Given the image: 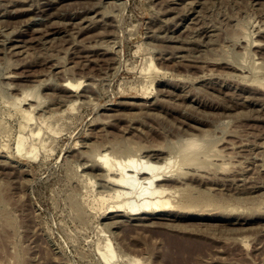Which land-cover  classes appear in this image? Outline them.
I'll use <instances>...</instances> for the list:
<instances>
[{"label":"rangeland","instance_id":"rangeland-1","mask_svg":"<svg viewBox=\"0 0 264 264\" xmlns=\"http://www.w3.org/2000/svg\"><path fill=\"white\" fill-rule=\"evenodd\" d=\"M262 62L264 0H0V264H182L171 237L187 264H264ZM68 81L81 82L75 106ZM39 83L28 121L17 99ZM27 124L51 152L18 155ZM192 134L228 170L190 183L191 210L147 227L102 215L103 182L81 176L87 142Z\"/></svg>","mask_w":264,"mask_h":264},{"label":"bare ground","instance_id":"bare-ground-1","mask_svg":"<svg viewBox=\"0 0 264 264\" xmlns=\"http://www.w3.org/2000/svg\"><path fill=\"white\" fill-rule=\"evenodd\" d=\"M252 40L254 41V39ZM255 43L253 42L251 45ZM150 68L152 70L156 69L155 64H152ZM261 78L263 79V77ZM259 79L254 80V82L258 83L257 87L264 89V79ZM42 85L39 83L38 85L24 86L22 89L23 97L17 99L19 103L29 101V103H24L25 105L28 104V109L22 110L28 121L35 117L34 113L42 106L41 103L43 102H41L40 94ZM80 85L81 82L73 83L70 81L62 85L64 90L71 94L68 101H72V106H75L76 103L74 99L77 98L78 100V95L75 92ZM42 112L40 116L46 113L44 110ZM30 125L22 126L23 132H26H21L18 138L17 153H19L18 155L26 153L27 157L32 156L34 159H38L43 153L51 152L53 149L47 150L48 146L43 141H40V143L34 142L32 138L38 137L40 131L36 127H30ZM208 138L210 139V135ZM209 139H207V134L200 136L192 134L185 139L182 138L178 142L176 141L175 145L170 144V146L164 145V143L141 145L138 142L133 145L118 139L109 140L101 145H96V142H91L92 144L87 142L83 146L90 149V152L88 151V156L82 159L84 161L81 164L82 167L80 164L78 166L82 168L81 176L87 178L90 183H93V177L98 178L103 182L101 185L105 189L103 192L109 191L107 195L102 192L100 196L103 202L101 208L104 210L102 215L108 214L107 219H111L118 224L120 219L129 218L139 221L141 227L150 226L147 223L157 225L164 220L174 221L180 217L182 210L192 209L191 204L184 205V196L187 191L191 190V182H203L205 178L210 181L212 174L216 176L218 168L219 170H228L224 165L225 163H219L220 165L216 163L217 158L222 156V150L215 145L216 142L212 143L213 140L210 141ZM84 142L86 141L84 140ZM103 240L104 244L101 243L97 247L101 257L106 262L118 258L112 239L106 237ZM175 241L177 240L172 237L168 239V256L171 259L180 258V262L185 264L184 255L186 251L183 249L184 246L181 247Z\"/></svg>","mask_w":264,"mask_h":264}]
</instances>
